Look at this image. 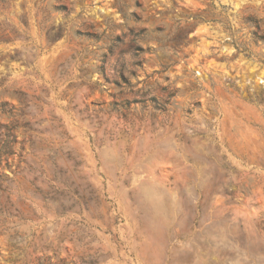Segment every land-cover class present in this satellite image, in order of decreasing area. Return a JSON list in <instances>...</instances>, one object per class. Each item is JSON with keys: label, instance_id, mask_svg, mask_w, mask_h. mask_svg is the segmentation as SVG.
Returning <instances> with one entry per match:
<instances>
[{"label": "rangeland", "instance_id": "obj_1", "mask_svg": "<svg viewBox=\"0 0 264 264\" xmlns=\"http://www.w3.org/2000/svg\"><path fill=\"white\" fill-rule=\"evenodd\" d=\"M0 264H264V0H0Z\"/></svg>", "mask_w": 264, "mask_h": 264}]
</instances>
